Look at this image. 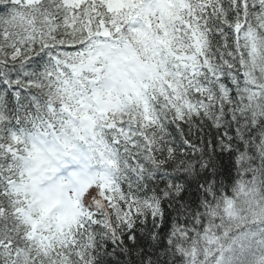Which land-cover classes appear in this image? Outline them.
Listing matches in <instances>:
<instances>
[{"label": "snow or ice", "instance_id": "1", "mask_svg": "<svg viewBox=\"0 0 264 264\" xmlns=\"http://www.w3.org/2000/svg\"><path fill=\"white\" fill-rule=\"evenodd\" d=\"M0 264H264V0H0Z\"/></svg>", "mask_w": 264, "mask_h": 264}, {"label": "trees", "instance_id": "2", "mask_svg": "<svg viewBox=\"0 0 264 264\" xmlns=\"http://www.w3.org/2000/svg\"><path fill=\"white\" fill-rule=\"evenodd\" d=\"M212 134H214V132Z\"/></svg>", "mask_w": 264, "mask_h": 264}]
</instances>
